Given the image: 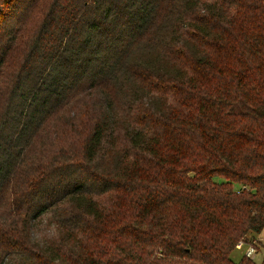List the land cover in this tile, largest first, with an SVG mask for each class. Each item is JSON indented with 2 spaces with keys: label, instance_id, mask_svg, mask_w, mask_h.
<instances>
[{
  "label": "trees",
  "instance_id": "trees-1",
  "mask_svg": "<svg viewBox=\"0 0 264 264\" xmlns=\"http://www.w3.org/2000/svg\"><path fill=\"white\" fill-rule=\"evenodd\" d=\"M263 230L264 0H0V264H251Z\"/></svg>",
  "mask_w": 264,
  "mask_h": 264
},
{
  "label": "rangeland",
  "instance_id": "rangeland-1",
  "mask_svg": "<svg viewBox=\"0 0 264 264\" xmlns=\"http://www.w3.org/2000/svg\"><path fill=\"white\" fill-rule=\"evenodd\" d=\"M50 221L49 219H46L43 221V224H48ZM46 228L43 226V229ZM44 238H46L44 236ZM248 240L241 241L239 243V247L234 249L232 252V259L235 263H240L245 257L247 261H249L251 264H261L263 257H264V230L260 234H253L248 235ZM250 247H253L256 249V253L252 257L246 256V253Z\"/></svg>",
  "mask_w": 264,
  "mask_h": 264
},
{
  "label": "built area",
  "instance_id": "built-area-1",
  "mask_svg": "<svg viewBox=\"0 0 264 264\" xmlns=\"http://www.w3.org/2000/svg\"><path fill=\"white\" fill-rule=\"evenodd\" d=\"M239 246H240V245H239ZM239 246H238V247H239ZM255 253H256V249L253 248V247H250V248L248 249L247 253H246V256H248V257H252Z\"/></svg>",
  "mask_w": 264,
  "mask_h": 264
}]
</instances>
